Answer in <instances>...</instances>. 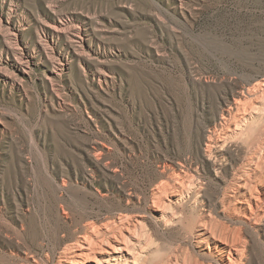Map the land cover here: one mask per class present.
Returning <instances> with one entry per match:
<instances>
[{
    "label": "rangeland",
    "instance_id": "rangeland-1",
    "mask_svg": "<svg viewBox=\"0 0 264 264\" xmlns=\"http://www.w3.org/2000/svg\"><path fill=\"white\" fill-rule=\"evenodd\" d=\"M54 17L85 29L86 40L75 53L67 37L47 33L68 64L49 81L40 39ZM8 27L34 57L26 73L5 52ZM0 61V264H62L67 233L57 239V227L75 231L120 211L149 232L157 262L176 252L218 264L195 234L209 213L240 238L237 264H264V216L249 226L228 204L236 170L227 160L241 152L228 143L215 169L203 151L214 114L264 75V0H0ZM247 96L240 111L264 126V107L251 105L264 98ZM176 162L202 185L196 209L152 200Z\"/></svg>",
    "mask_w": 264,
    "mask_h": 264
},
{
    "label": "bare ground",
    "instance_id": "bare-ground-1",
    "mask_svg": "<svg viewBox=\"0 0 264 264\" xmlns=\"http://www.w3.org/2000/svg\"><path fill=\"white\" fill-rule=\"evenodd\" d=\"M68 23H65L60 17H54L52 22L45 26L46 38L40 39V43L44 45L42 51L47 56L45 58L51 61L53 68L49 69L45 76L49 81L53 73L63 71L67 63L61 52L56 51L54 43L52 42L51 45L47 43V33L56 38L63 35L65 38L67 37L65 48L71 49L75 53L84 51L82 47L83 41L86 40L85 29ZM7 32L9 47L5 52L13 55L17 72L26 73L33 63L34 57L20 43L19 32L15 28L8 27ZM38 50L41 51V49ZM1 64L0 61V68ZM255 93L261 94L264 98V75L245 91L239 90L232 93L226 103L221 106L219 114H214L212 129L209 133L202 134L205 141L204 156L207 160H212L214 164L217 162V157L226 159L230 142H235L233 145L235 144L237 150L241 152V160L236 161L231 155L227 160L230 166L235 165L236 170L233 193L228 198V204L234 203L232 212L239 217L243 224L249 226L254 224L253 220L264 216V126L257 127L252 115L244 114V110L240 111L243 103L248 104L247 95L251 96ZM251 105H254L252 106L254 110H261L264 107V99L259 102L256 100ZM215 166L216 164L214 168ZM165 167L170 171L169 179L154 184L151 189L153 202L157 201L170 211L174 210V205L187 203L186 201H190L194 209L198 208L202 203V200L198 198L202 185L197 178L193 174H189L181 162L166 164ZM62 181L59 186L60 190L65 187L66 183L63 179ZM58 203V218L63 222L71 220L70 207L60 197ZM125 212L120 211L99 222L88 220L80 226L75 224L77 227L75 231H72L71 228L57 227V239L61 236L59 232L67 233L65 238L67 242L64 243L65 246L61 250V254L65 257L62 258L64 259L62 264H204L198 259H193V261L186 258L180 259L176 252H170L166 256L160 257L158 262L155 261L154 258L149 257V254L154 253L152 247H155L152 244L151 235L145 231L137 232L138 220L130 221L129 215ZM169 214L168 216L165 213L160 215L166 222L174 223L173 220L177 216L175 213ZM206 215H208V219L202 218L197 233H195L196 238H199L197 244H205V248L209 249L208 254L215 253L213 259L221 264H237L242 261L244 246L240 238L229 230L213 225L209 213ZM258 220L260 221V219ZM258 222L255 221V225L260 227ZM162 251L163 249L157 248L156 256L161 255ZM29 257L33 263L34 257ZM23 260L27 262L26 264L30 262L27 257L22 258V262Z\"/></svg>",
    "mask_w": 264,
    "mask_h": 264
}]
</instances>
